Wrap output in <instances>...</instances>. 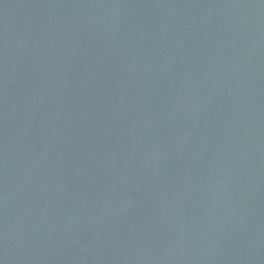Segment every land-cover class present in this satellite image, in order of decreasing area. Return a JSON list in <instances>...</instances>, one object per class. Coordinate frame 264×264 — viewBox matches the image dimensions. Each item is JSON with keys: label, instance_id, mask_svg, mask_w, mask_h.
I'll return each instance as SVG.
<instances>
[{"label": "water", "instance_id": "water-1", "mask_svg": "<svg viewBox=\"0 0 264 264\" xmlns=\"http://www.w3.org/2000/svg\"><path fill=\"white\" fill-rule=\"evenodd\" d=\"M0 264H264V0H0Z\"/></svg>", "mask_w": 264, "mask_h": 264}]
</instances>
